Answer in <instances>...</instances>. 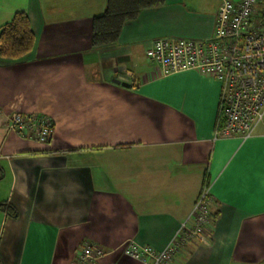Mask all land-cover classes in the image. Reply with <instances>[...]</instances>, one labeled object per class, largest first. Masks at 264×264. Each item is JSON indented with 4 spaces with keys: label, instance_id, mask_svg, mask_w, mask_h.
<instances>
[{
    "label": "crops",
    "instance_id": "obj_1",
    "mask_svg": "<svg viewBox=\"0 0 264 264\" xmlns=\"http://www.w3.org/2000/svg\"><path fill=\"white\" fill-rule=\"evenodd\" d=\"M162 1L92 47L107 0H0V28L24 12L34 35L0 56V203L15 212L0 209V264H69L85 242L106 253L95 264H147L121 245L162 249L204 186L208 242L168 264H264V126L214 138L220 82L144 57L155 38L211 36L221 0ZM12 110L49 117L48 141L10 130Z\"/></svg>",
    "mask_w": 264,
    "mask_h": 264
},
{
    "label": "built area",
    "instance_id": "obj_2",
    "mask_svg": "<svg viewBox=\"0 0 264 264\" xmlns=\"http://www.w3.org/2000/svg\"><path fill=\"white\" fill-rule=\"evenodd\" d=\"M264 0H221L214 29L206 39L159 37L149 41L144 57L161 75L194 69L220 82L214 138L249 137L264 126ZM6 126L19 137L45 144L52 131L49 117L12 110ZM210 194L199 192L188 217L162 249L129 240L121 253L142 263L168 264L190 241L208 242ZM102 247L85 242L69 264H95Z\"/></svg>",
    "mask_w": 264,
    "mask_h": 264
},
{
    "label": "trees",
    "instance_id": "obj_3",
    "mask_svg": "<svg viewBox=\"0 0 264 264\" xmlns=\"http://www.w3.org/2000/svg\"><path fill=\"white\" fill-rule=\"evenodd\" d=\"M162 0H107L102 14L94 16L91 22L90 43L92 47L109 45L118 40L123 24L134 19L142 9L157 7ZM34 35L28 16L17 12L0 28V56L16 60L30 52ZM2 171L0 169V178ZM0 209L14 215L10 205L0 203Z\"/></svg>",
    "mask_w": 264,
    "mask_h": 264
},
{
    "label": "water",
    "instance_id": "obj_4",
    "mask_svg": "<svg viewBox=\"0 0 264 264\" xmlns=\"http://www.w3.org/2000/svg\"><path fill=\"white\" fill-rule=\"evenodd\" d=\"M112 81H113L114 83H120V84H122V85H124V86H128V84H126V83H124V82H121V81L118 80V79H112Z\"/></svg>",
    "mask_w": 264,
    "mask_h": 264
}]
</instances>
